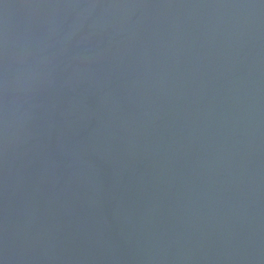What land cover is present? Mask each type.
Returning a JSON list of instances; mask_svg holds the SVG:
<instances>
[{
	"label": "water",
	"instance_id": "water-1",
	"mask_svg": "<svg viewBox=\"0 0 264 264\" xmlns=\"http://www.w3.org/2000/svg\"><path fill=\"white\" fill-rule=\"evenodd\" d=\"M0 264H264V0H0Z\"/></svg>",
	"mask_w": 264,
	"mask_h": 264
}]
</instances>
